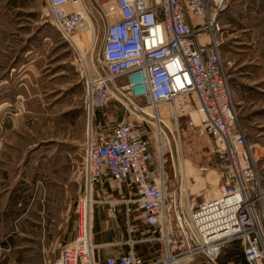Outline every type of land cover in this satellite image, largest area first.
I'll use <instances>...</instances> for the list:
<instances>
[{
  "label": "rangeland",
  "instance_id": "rangeland-1",
  "mask_svg": "<svg viewBox=\"0 0 264 264\" xmlns=\"http://www.w3.org/2000/svg\"><path fill=\"white\" fill-rule=\"evenodd\" d=\"M228 8L229 18H220L219 35L229 62V87L238 124L254 146L264 186V82H254L245 74L249 69L252 72V66L242 63L253 56L252 50L245 49L253 46V28L264 11V2L231 0L224 10ZM93 30L96 41L91 64L98 68L104 27L95 24ZM77 39L73 46L87 52L85 42L80 36ZM73 46L58 34L46 0H0V264H55V254L79 232V204L84 194L83 178L78 188L75 181L55 171L59 163L53 157L81 148L83 153L90 126L107 129L125 121L140 126L148 138L150 171L163 174L169 205L162 236L157 228L144 224L137 226L135 235L141 239L140 231L144 235L154 232L158 241L152 248L159 250L156 256L160 258L165 245L174 252L183 250L186 239L177 219L182 221L187 199L195 204L210 199L225 183L227 161L222 150L199 124L188 125L187 110L182 111L176 125L166 103L158 111L169 129L165 127L160 135L155 119L148 116L155 111L140 101L121 104L113 99L107 108L88 109L82 76L75 71L79 61ZM257 99L259 106L255 107ZM162 110H166L163 116ZM68 204L66 211L63 207ZM95 212L97 208L90 205L92 243ZM47 236L66 243L58 252L47 247L45 253L39 241ZM136 247L146 255V244L139 242ZM146 257L154 262L159 258ZM95 259L98 264L108 261H99L96 253ZM188 264L206 263L197 258ZM215 264H244L240 244H225Z\"/></svg>",
  "mask_w": 264,
  "mask_h": 264
},
{
  "label": "built area",
  "instance_id": "built-area-1",
  "mask_svg": "<svg viewBox=\"0 0 264 264\" xmlns=\"http://www.w3.org/2000/svg\"><path fill=\"white\" fill-rule=\"evenodd\" d=\"M227 1L46 0L61 39L73 46L80 36L86 44L84 53L73 48L79 61L75 71L82 76L88 109L107 108L113 99L121 104L140 101L155 111L149 116L159 122L158 135L168 128L158 114L161 104L169 105L176 125L187 110L188 125L199 124L227 161L225 183L216 195L198 204L187 199L183 223L177 219L186 239L183 250L174 252L165 245L161 258L156 256L157 249L151 254L158 258L154 262L131 242L133 248L125 257L107 264H188L197 258L215 264L222 247L236 241L247 264H264V186L254 146L238 124L228 82L229 62L221 55L223 41L217 27ZM95 24L104 27L98 68L91 64ZM88 25L92 35L90 31L86 41L80 32ZM82 154L81 208L87 199L88 206L93 203L96 185L105 180L128 181L136 188L132 202L145 224L157 228L162 236L169 210L165 180L162 173L150 171L149 140L143 129L126 121L107 129L90 126ZM114 212L115 203L108 214ZM88 222H81L79 232L62 248L55 264H98ZM157 241L155 237L150 244Z\"/></svg>",
  "mask_w": 264,
  "mask_h": 264
},
{
  "label": "crops",
  "instance_id": "crops-1",
  "mask_svg": "<svg viewBox=\"0 0 264 264\" xmlns=\"http://www.w3.org/2000/svg\"><path fill=\"white\" fill-rule=\"evenodd\" d=\"M230 1L231 0H228L226 2L224 9L228 6ZM259 1L264 2V0ZM224 9L222 10L223 12L221 11L219 13L221 16L219 17L218 15L217 18V27L220 31L222 30V26L219 23L220 18L224 17L228 19L230 13V8L227 10ZM253 29V46L249 49H245V51L252 50L253 56H250L247 61L242 63L248 64L245 65L248 68L252 66V72H249V70H251L249 69L245 74L251 75L254 82H264V11L260 12ZM205 40L206 39L203 41ZM224 46L223 43L221 46V55L223 58ZM224 60L226 59L224 58ZM228 70L229 66L227 68V73L228 79H230L231 75H229ZM262 92L263 91H260V94ZM253 103L255 104V107L259 106L258 99L254 100ZM53 158H55L54 162L59 163L55 168V171L60 175L64 174L69 179L75 181L78 188L79 186L81 187L82 148L81 150L76 149L75 152L71 153H59L58 155H54ZM135 194V186L128 181L116 183L112 180H105L103 183L95 186L93 203L91 204L97 208V212H95V215L93 214L95 217V222L93 223V245L95 246L94 256L96 253V258H98L99 261H113L114 259L121 257L129 248H133L131 242L137 244L142 242L146 244V255L154 254L155 250L152 248V244H150L152 240L155 239V236H153L154 232L144 235V232L140 231L139 235L143 236L141 239H137L138 236L135 235L138 225L144 224L146 226L140 209L132 202L135 198ZM65 200L68 201V198H65ZM113 203H115V212L112 215H109L108 209ZM63 209L68 211L69 204L67 205V208L63 207ZM100 210L102 211V215H100ZM64 216H66V213ZM64 241L65 239L59 240V237L47 236L45 240L40 239L39 246L45 253L47 247H52L53 251L58 252V250H61L62 243H66V241ZM47 250H49V248ZM136 251H138L137 247ZM58 254H55L56 258L58 257Z\"/></svg>",
  "mask_w": 264,
  "mask_h": 264
},
{
  "label": "bare ground",
  "instance_id": "bare-ground-1",
  "mask_svg": "<svg viewBox=\"0 0 264 264\" xmlns=\"http://www.w3.org/2000/svg\"><path fill=\"white\" fill-rule=\"evenodd\" d=\"M91 26L90 25H88L87 27H85V29H83V30H81V32L83 33L82 34V36L83 37H85V40L86 41H89V36H90V33H91V35H92V30H89V29H91L90 28ZM91 31V32H90ZM90 32V33H89ZM87 35V36H86ZM75 41H78V39L77 38H75ZM166 110H162L161 111V114H162V116L163 115H165V112ZM159 114V116H161L160 115V112L158 113ZM194 113H193V117H194ZM149 116V115H148ZM194 120L196 121V117H194ZM197 122V121H196ZM155 124H156V126L159 128V122H158V120L156 119L155 120ZM182 165H183V163H182ZM88 204H89V202H88V199L87 200H85L84 201V206L81 208V210H80V214H81V216H82V222L84 223H86V220H88L89 219V209H90V206H88ZM86 213H88V215H86ZM83 220H85V221H83Z\"/></svg>",
  "mask_w": 264,
  "mask_h": 264
},
{
  "label": "trees",
  "instance_id": "trees-1",
  "mask_svg": "<svg viewBox=\"0 0 264 264\" xmlns=\"http://www.w3.org/2000/svg\"><path fill=\"white\" fill-rule=\"evenodd\" d=\"M237 242V241H236ZM237 243H239V242H237ZM240 244V243H239ZM241 247V246H240ZM241 251H242V248H241ZM242 259H243V263L244 264H247V262H246V260H245V258H244V255H243V252H242Z\"/></svg>",
  "mask_w": 264,
  "mask_h": 264
}]
</instances>
